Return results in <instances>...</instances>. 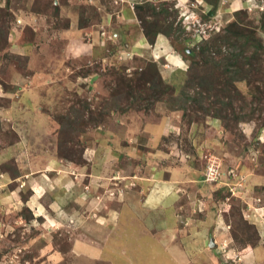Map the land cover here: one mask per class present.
<instances>
[{
    "label": "rangeland",
    "instance_id": "obj_1",
    "mask_svg": "<svg viewBox=\"0 0 264 264\" xmlns=\"http://www.w3.org/2000/svg\"><path fill=\"white\" fill-rule=\"evenodd\" d=\"M244 29L264 0H0V264H264V56L195 68Z\"/></svg>",
    "mask_w": 264,
    "mask_h": 264
},
{
    "label": "trees",
    "instance_id": "obj_2",
    "mask_svg": "<svg viewBox=\"0 0 264 264\" xmlns=\"http://www.w3.org/2000/svg\"><path fill=\"white\" fill-rule=\"evenodd\" d=\"M231 28L232 26L230 27V29ZM230 29H228L227 32L230 31ZM230 33L231 32L226 34V36L224 35V39L227 38L229 40V43H239L240 47L239 45L237 46V44H235V48L231 50V53L227 54L223 53V51H220L218 54L219 57H217V54L213 55V46L212 44L208 43L207 40L206 43L203 44V48H201L202 57L205 63H203L202 66L195 68H200L199 70L205 69L207 71L202 77L204 81H209L208 78L212 77L213 74L217 72L219 76V80L217 81V83L222 85L221 87L216 86L217 90L226 93L229 92V94L231 95L232 88H237L236 86L239 82H251V78L254 76V73L259 71L257 65L254 64H256L255 60L259 61L260 57L264 56V46L259 35L251 29H244L241 33L236 34ZM205 65L207 66V68H204ZM211 70H213L214 72L211 73ZM196 75L198 77L199 73H197ZM223 78L225 79V82L221 80ZM233 93L237 96L240 95V93ZM222 103V108H220L219 111L216 110L217 117H225V115H229L228 111L231 110V107L233 106V103H230L229 101H222Z\"/></svg>",
    "mask_w": 264,
    "mask_h": 264
},
{
    "label": "crops",
    "instance_id": "obj_3",
    "mask_svg": "<svg viewBox=\"0 0 264 264\" xmlns=\"http://www.w3.org/2000/svg\"><path fill=\"white\" fill-rule=\"evenodd\" d=\"M181 252V250L180 249H178V252H177V254L175 255V257L179 254Z\"/></svg>",
    "mask_w": 264,
    "mask_h": 264
},
{
    "label": "water",
    "instance_id": "obj_4",
    "mask_svg": "<svg viewBox=\"0 0 264 264\" xmlns=\"http://www.w3.org/2000/svg\"><path fill=\"white\" fill-rule=\"evenodd\" d=\"M214 245H215V243H214V242H212V243H211V246H214Z\"/></svg>",
    "mask_w": 264,
    "mask_h": 264
}]
</instances>
